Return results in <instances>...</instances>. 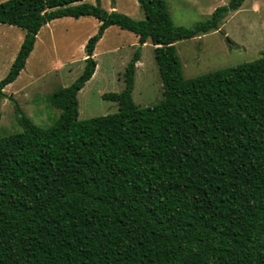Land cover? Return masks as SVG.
Here are the masks:
<instances>
[{"label": "trees", "instance_id": "obj_1", "mask_svg": "<svg viewBox=\"0 0 264 264\" xmlns=\"http://www.w3.org/2000/svg\"><path fill=\"white\" fill-rule=\"evenodd\" d=\"M138 2L141 20L86 0L0 2V23L24 30L0 102L43 25L99 21L82 72L50 94L60 110L53 124L42 128L16 107L21 130L0 137V264H264V53L184 77L174 46L219 29L243 0L192 28L174 25L164 0ZM113 24L154 45L163 98L133 101L136 52L123 88L102 93L118 110L79 119L77 92Z\"/></svg>", "mask_w": 264, "mask_h": 264}, {"label": "rangeland", "instance_id": "obj_2", "mask_svg": "<svg viewBox=\"0 0 264 264\" xmlns=\"http://www.w3.org/2000/svg\"><path fill=\"white\" fill-rule=\"evenodd\" d=\"M5 0H0V2ZM174 25L192 28L205 21L218 6L229 0H164ZM106 11L116 10L135 20L144 18L138 0H86ZM99 21L91 15L61 17L43 25L36 35L34 47L24 68L14 81L3 89L0 102V137L12 136L21 130L22 113L42 128L50 127L60 110L50 102V94L70 85L82 72L85 46L97 33ZM24 37L18 26L0 23V79L8 72ZM184 77H193L216 69L254 60L264 53V0H243L235 11L228 12L219 29L183 38L174 43ZM154 45L143 44L129 30L108 26L96 43L93 75L77 92L78 118L87 119L114 113L118 105L102 93L119 92L123 72L138 52L131 96L147 107L159 103L162 82L154 58Z\"/></svg>", "mask_w": 264, "mask_h": 264}]
</instances>
